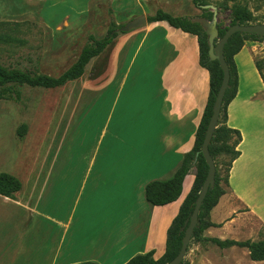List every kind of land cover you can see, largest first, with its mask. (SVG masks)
I'll return each instance as SVG.
<instances>
[{"label":"crops","instance_id":"1","mask_svg":"<svg viewBox=\"0 0 264 264\" xmlns=\"http://www.w3.org/2000/svg\"><path fill=\"white\" fill-rule=\"evenodd\" d=\"M49 1L0 0V23L40 34L41 75L63 74L90 36L103 38L109 27L124 26L141 15L146 25L124 34L117 30L119 35L89 62L81 78L44 89L47 98L25 139V165L11 167L10 151L3 153L0 143V174L21 182L14 198L0 195V264H126L150 252L158 260L165 252L168 228L191 190L195 169L171 204L151 206L144 187L170 179L192 150L208 100L209 73L199 64L195 36L165 22L147 23V17L160 10L190 18L188 13L198 9L192 0H130L132 8H127V0H87L85 11L70 19L68 15L53 18L57 6ZM84 14L89 17L80 19ZM134 43L135 51L123 70V53ZM147 43L148 52L143 54ZM258 48L246 43L234 56L237 93L227 107V125L241 134L240 156L229 172L227 193L210 212L215 226L204 231L206 239L264 240L256 230L264 228V84L255 67ZM140 56L152 60L151 70L132 69ZM150 75L152 79L137 78ZM106 92H113L109 111L88 150L75 163L64 162L62 156L55 162L60 149L56 148L55 157L54 148L74 127L80 108L88 105L91 112ZM0 101L8 108L14 105L11 100ZM53 111L61 120L41 163H33L34 146L51 132L46 125H53L56 116L49 117ZM8 124L7 135L14 140L17 122L11 119ZM211 244L197 243L186 253L187 262L264 264L251 261L246 248L220 249Z\"/></svg>","mask_w":264,"mask_h":264},{"label":"trees","instance_id":"2","mask_svg":"<svg viewBox=\"0 0 264 264\" xmlns=\"http://www.w3.org/2000/svg\"><path fill=\"white\" fill-rule=\"evenodd\" d=\"M264 1V0H263ZM234 2L232 7V19L230 25L238 23L241 26L264 24L259 22L252 13L245 7L235 3V0H223L220 9H225L228 3ZM193 6L201 11L198 17H173L163 11H157L153 16L147 17V23L165 22L172 28L179 29L185 34L195 36L199 47V64L209 73V95L206 106L201 116L200 123L196 130L195 141L192 150L187 153L173 176L166 181H152L144 187V196L146 201L151 206H165L175 202L181 195L182 185L185 177L194 168V181L190 192L187 194L181 204L178 214L173 219L167 231V239L165 252L163 256L154 260L152 253L139 255L131 259L126 264H167L175 258L181 248V241L184 236V231H180L184 226V222L190 217L195 201L200 193L202 184L207 175L208 167L200 153L205 132L209 119L212 115V107L218 93L221 81L222 71L217 61H210L208 56L207 35L201 25L192 22L193 19L205 18L210 20L212 13H207L208 10L204 6L209 5L207 0H192ZM10 25L8 23H0V26ZM227 26V27H228ZM121 26H111L105 37L96 39L93 36L88 37L85 46L79 54L75 63L67 69L59 77H50L39 74L36 70L25 71L15 68H6L0 65V100H11L18 102L21 97L19 87L28 86L31 88L54 89L65 85L68 82L75 81L82 77L86 66L89 62L99 56L118 36L117 30ZM218 27V26H217ZM227 27H218L219 38L223 36ZM10 40L9 35L5 36ZM217 41H215L216 43ZM264 42V37L254 34H233L223 48V56L229 68V85L224 94L222 106L216 129L212 135L208 151L213 159L216 173L214 187L209 190L201 204L198 213V225L195 227L192 238L188 245L192 243L211 242L220 249L236 246L246 248L249 251L251 261H264V240L259 242H221L217 239H206L203 233L210 227H214L209 215L211 210L217 205L219 199L227 193L229 188L228 177L233 162L240 156L238 146L241 143V134L239 131L228 127L227 125V107L234 99L237 93V69L234 63V56L243 48L246 43ZM255 67L258 70L264 84V76L261 72V65L255 61ZM27 131L25 124L19 125L16 130V136L20 140L23 139ZM223 173V175H222ZM21 189V182L14 176L9 174H0V195L7 198H14L15 194ZM93 264V263H82ZM180 264H189L183 260Z\"/></svg>","mask_w":264,"mask_h":264},{"label":"rangeland","instance_id":"3","mask_svg":"<svg viewBox=\"0 0 264 264\" xmlns=\"http://www.w3.org/2000/svg\"><path fill=\"white\" fill-rule=\"evenodd\" d=\"M87 0H50L48 2L49 5L57 6L55 12H52L53 18H59L60 16L68 15L70 19H73L77 16L79 10H84ZM209 5L216 8L217 10V26L219 28L227 27L230 24V20L232 19V7L234 2L228 3L225 9L221 8V3L223 0H207ZM134 2L127 0V8H132ZM235 3L240 6H245L259 22L264 23V1L263 0H235ZM113 9H116V5L114 4ZM85 11V10H84ZM207 13H212V10L208 9ZM118 14V13H116ZM191 17H196L201 15V11L190 12L188 13ZM117 16V15H116ZM120 16V15H119ZM89 14H84L80 19L88 18ZM180 17V16H179ZM110 28V27H109ZM124 34V33H120ZM6 35H9L10 40L6 39ZM119 35V34H118ZM101 39V38H96ZM40 34L36 32L32 28H23L12 25H4L0 26V65L6 68H15L20 70L34 71L36 70L39 73V65L41 63L39 58V45H40ZM258 45V50L255 53V61L259 62L261 65V72L264 76V42L259 43L255 42ZM137 44L134 43L129 47L121 58L120 68L128 67L129 61L132 57L133 52L135 51ZM148 43L142 49L143 54L148 52ZM105 59V55L102 56ZM93 61V60H92ZM97 62L101 63V60ZM93 62H90V65ZM106 63V62H105ZM102 64V68L106 65ZM152 69V60H146L143 56H140L135 64L132 66L133 70L136 69ZM89 69V68H88ZM86 70V68H85ZM135 72H132V75ZM132 78V76H130ZM140 80L145 78L152 79V75L146 77L141 76L137 77ZM139 81L138 83H141ZM119 80L114 82V84H118ZM153 83V82H151ZM19 91L21 93L20 100L18 102L11 101L14 105L12 108H8L7 106H2L1 103H5L4 101H0V143L2 147L3 153H8L10 160H7L11 164V167L14 166V163L19 164V166H23L26 164V158L28 155V151H25V139L28 134L31 122L33 118L41 112L43 99L47 98L45 96L44 89L41 88H31L28 86L19 87ZM113 92L104 93V97L98 102L96 108L90 112V106L84 105V107L80 108L79 116L76 120L74 127L64 136V140L61 144L57 143V146L54 148V152L60 149V153L58 158H55V162H59V158L62 156V160L66 163H75L78 160L76 157L87 151L90 145V141L92 137L99 132V127L105 122L107 117V111H109V106L111 102ZM57 114V113H56ZM55 112H51L49 114L50 119L53 116H56ZM58 116V115H57ZM54 117L51 122L53 125H46L51 128V132L49 133V137H45V141L41 143V139L36 143L37 146H34L33 149V163H41L42 152L47 149L50 144V137H52V132L55 127L58 125V117ZM62 116L60 113L59 117ZM12 120L17 122L15 125V139L11 140L7 135L9 133V122ZM66 121V120H65ZM25 124L27 126V131L23 139H19L16 136V130L19 125ZM37 127H41V124L37 123ZM41 138V133H38ZM36 150V152H34ZM5 158V156H3ZM4 161V160H3ZM52 162V159L51 161ZM85 161H79V163H84ZM9 165V164H8ZM223 175V173H222ZM21 178V177H20ZM23 180V178H21ZM256 230L260 233L262 237H264V228L258 226ZM194 246H197V243H192L189 246V249H192ZM199 246H201L199 244ZM214 246L211 244V247ZM187 251V252H188ZM186 261H188L185 259Z\"/></svg>","mask_w":264,"mask_h":264},{"label":"water","instance_id":"4","mask_svg":"<svg viewBox=\"0 0 264 264\" xmlns=\"http://www.w3.org/2000/svg\"><path fill=\"white\" fill-rule=\"evenodd\" d=\"M204 9L212 10L211 19L207 20L205 18H198V19H193L192 22L200 24L205 34L207 35V42L209 47L208 49L209 60L218 62L220 69L222 71V81L218 93L216 95L215 101L213 103L212 115L209 119L200 150V153L202 154L206 162V165L208 167L207 175L202 184L200 193L195 201L194 209L190 217L184 222V226L180 230V231H184V236L181 241V248L178 254L175 256V258L170 262H168L167 264H180L185 259V255L187 253V248L192 238L193 231L195 227L198 225V213L201 204L207 192L214 187L216 169L213 159L209 154L208 146L210 144L212 135L216 129L223 97L229 85V68L223 56V48L228 42L229 38L235 33L254 34L257 36L264 37V24L241 26L238 23H235L234 25L228 26L223 36L219 38L217 20H216V16H217L216 8L210 5H206L204 6ZM145 25H146L145 16L141 15L131 20L130 22L126 23L121 29H119V32L126 33L133 29H139L145 27ZM215 41L217 42L215 43Z\"/></svg>","mask_w":264,"mask_h":264}]
</instances>
